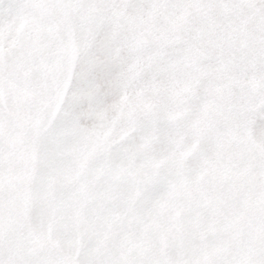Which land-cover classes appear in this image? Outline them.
Segmentation results:
<instances>
[{"label": "snow or ice", "instance_id": "6c2138e0", "mask_svg": "<svg viewBox=\"0 0 264 264\" xmlns=\"http://www.w3.org/2000/svg\"><path fill=\"white\" fill-rule=\"evenodd\" d=\"M0 264H264V0H0Z\"/></svg>", "mask_w": 264, "mask_h": 264}]
</instances>
